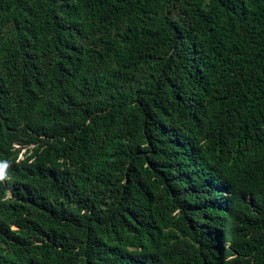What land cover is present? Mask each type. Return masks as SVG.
<instances>
[{"label": "trees", "instance_id": "trees-1", "mask_svg": "<svg viewBox=\"0 0 264 264\" xmlns=\"http://www.w3.org/2000/svg\"><path fill=\"white\" fill-rule=\"evenodd\" d=\"M0 169V264H264V0H0Z\"/></svg>", "mask_w": 264, "mask_h": 264}, {"label": "clouds", "instance_id": "clouds-1", "mask_svg": "<svg viewBox=\"0 0 264 264\" xmlns=\"http://www.w3.org/2000/svg\"><path fill=\"white\" fill-rule=\"evenodd\" d=\"M4 179L3 169H0V180Z\"/></svg>", "mask_w": 264, "mask_h": 264}, {"label": "rangeland", "instance_id": "rangeland-1", "mask_svg": "<svg viewBox=\"0 0 264 264\" xmlns=\"http://www.w3.org/2000/svg\"><path fill=\"white\" fill-rule=\"evenodd\" d=\"M18 147V146H17Z\"/></svg>", "mask_w": 264, "mask_h": 264}]
</instances>
